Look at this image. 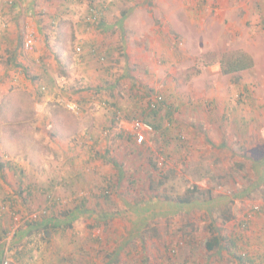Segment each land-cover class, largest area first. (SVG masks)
Masks as SVG:
<instances>
[{
  "label": "rangeland",
  "instance_id": "rangeland-1",
  "mask_svg": "<svg viewBox=\"0 0 264 264\" xmlns=\"http://www.w3.org/2000/svg\"><path fill=\"white\" fill-rule=\"evenodd\" d=\"M100 1L106 26L84 19L89 0H0V264H264V0ZM43 8L56 17L40 19ZM36 22L51 33L28 49ZM236 50L254 66L222 73ZM156 94L173 115L151 111ZM134 119L169 131L138 143ZM42 210L58 226L46 241L26 235ZM217 233L240 236L252 263L229 242L206 250Z\"/></svg>",
  "mask_w": 264,
  "mask_h": 264
},
{
  "label": "trees",
  "instance_id": "trees-1",
  "mask_svg": "<svg viewBox=\"0 0 264 264\" xmlns=\"http://www.w3.org/2000/svg\"><path fill=\"white\" fill-rule=\"evenodd\" d=\"M68 2L71 1V2H83L84 0H67ZM14 4V3H12ZM89 8H90V13L88 14V16H86L84 19L88 18V21L87 23L92 25L94 24L93 22L95 23H98L100 22V25L101 26H106V21L104 20V12H105V9H106V6L103 2H101L100 0H89ZM43 14V13H42ZM45 14V13H44ZM46 15V14H45ZM122 26V25H121ZM219 64H220V71H222V73L224 74H230V73H237V72H241L243 70H248L250 68H252L254 66V57L247 53L246 51H243V50H236V51H232L230 53L228 52H225L221 55L220 59H219ZM46 75V76H45ZM45 75H39L36 77V79H46V80H51L50 78V75L45 73ZM102 89V88H101ZM47 92V91H46ZM48 92L45 94L47 95ZM156 97H161V100H159L157 106H154V107H151L150 103L153 101L154 98ZM150 103H149V106L151 108V111L153 113H157L159 111V108L164 105H166L168 108H170L168 114H171L173 115L175 113V111L177 110L178 106L176 105L175 107H173V105H169L167 104V101L164 99V97L161 95V94H156V96L154 95V97H152L150 99ZM172 110V111H171ZM170 115V117H171ZM174 120L170 119L169 120V124L171 126V124L173 123ZM153 122V126L156 130H159L160 132L164 133V134H167V131H169V127L168 126H165L164 127V124L161 123V121H155V120H152ZM166 137V135H164ZM173 140L175 141V147H176V150L178 151L179 149H182V148H185L186 146H188L186 143H184V139H182V137H178V136H175L173 138ZM168 141V140H167ZM222 145H227V141L223 142ZM184 146V147H183ZM232 149V146L230 147ZM166 156V155H165ZM165 156L163 157L164 160L163 162L162 161H159L156 165L157 167V170L159 169V173L163 172V170L165 169V165L167 164V160L165 159ZM161 162V163H160ZM240 167L242 165H239ZM239 170V169H238ZM191 190L192 191H196V186L193 185L191 187ZM108 191V190H106ZM103 193L104 197H107L110 195V193ZM109 194V195H108ZM164 199L165 201L167 202H171L173 200L174 197H171V196H167V195H164ZM81 199L77 201V206L74 207L73 210H67L66 212H64L63 214V217H67L68 215L71 214V212H74L76 209H80L82 206L88 204L89 202H87V197L84 196V197H80ZM108 198V197H107ZM193 201L192 197L188 196V197H176V202H179L181 204H187V203H191ZM50 209H54V205H50L49 207ZM262 207L261 205H256L253 207V210H254V214L261 211ZM264 210V208L262 209ZM45 213V212H44ZM41 221L38 222L37 220L33 219V220H30V221H27V233L26 235L27 236H30L35 229H37L38 231L42 232L44 236H42V239L43 240H48V238H45V236H50L52 235V231L51 229H56L58 228V226L55 224V223H47L43 218L45 214H43V210L41 212ZM113 216V215H112ZM47 217H49V220H53L55 219V213H53L52 215H47ZM46 217V218H47ZM230 215H227L226 220H229L231 218ZM251 215H247V217H245L244 219H242V221L238 224L239 226V230L237 231H240L241 229H247L250 227L251 223H252V219H251ZM72 224H67V227L68 226H71ZM219 227L215 226L214 225V222L211 223V225L209 226V229L212 230V231H215L216 229H218ZM241 232V231H240ZM240 232L238 233V235H240ZM240 240V236L238 237H228V236H225V235H222L221 233L220 234H215L213 235L210 239H206L205 241V248L207 247L208 250H214V248L218 247V246H223L226 244V242H229V244H227V250L228 252H230V254H232L233 256H237V260L238 261H241L242 260H248L250 263H252L253 259L252 257L249 255V253L247 252V250L245 249L244 252H242V250L237 253V249H238V241ZM31 243V241H30ZM242 252V253H241ZM111 255H114L113 253H111ZM22 256H23V252L22 251H19L18 254L16 255V258L18 260H21L22 259ZM75 259H78V258H75ZM0 261L1 263L4 262L3 261V254L0 253Z\"/></svg>",
  "mask_w": 264,
  "mask_h": 264
},
{
  "label": "crops",
  "instance_id": "crops-1",
  "mask_svg": "<svg viewBox=\"0 0 264 264\" xmlns=\"http://www.w3.org/2000/svg\"><path fill=\"white\" fill-rule=\"evenodd\" d=\"M23 1H25V2H27V0H23ZM37 0H28V2H31V3H33V2H36ZM39 1V0H38ZM41 2H42V0H40ZM44 1V0H43ZM50 1V4H51V2H56V0H49ZM67 1V0H66ZM68 2V1H67ZM53 4V3H52ZM30 5V4H29ZM51 9H46V8H43L41 11H40V13L38 14L39 15V17H40V19H42V18H44V16H47V15H49L50 17H56V11L54 10V9H52L51 11H50ZM43 13V14H42ZM46 15H45V14ZM32 14V13H31ZM37 15V16H38ZM42 26H44V27H42ZM48 25H47V23L46 22H43V23H41V22H39V23H34V24H32V26H28V28H27V31H28V33H33L34 34V36H35V40H37V37H39L40 36V32H43V34L45 35V34H48V33H51V29H49L48 27H47ZM40 31V32H39ZM47 37V36H46ZM44 38H45V36H44ZM46 40H47V38H46ZM94 45V44H93ZM94 46H96L97 47V50L99 51V52H101V54L102 55H106V54H108V53H110V42H104V41H102V42H97V43H95V45ZM87 61V60H86ZM89 62V61H88ZM31 63H34V61H32ZM79 67H81V69L82 68H84V66L82 65V64H80V66ZM104 68H106V67H102V68H100V69H104ZM99 69V70H100ZM41 75H45V73H41ZM46 76V75H45ZM48 97V96H47ZM79 174V173H78ZM262 219V221L264 222V217H262L261 218ZM259 229L261 230V227H256V232H255V235L257 236L258 234H262V232L261 231H259ZM261 239H263V238H261ZM260 239V240H261ZM206 250H208L207 249V247H206Z\"/></svg>",
  "mask_w": 264,
  "mask_h": 264
},
{
  "label": "built area",
  "instance_id": "built-area-1",
  "mask_svg": "<svg viewBox=\"0 0 264 264\" xmlns=\"http://www.w3.org/2000/svg\"><path fill=\"white\" fill-rule=\"evenodd\" d=\"M9 3L19 2V0H7ZM0 15H2V9L0 8ZM35 44V36L33 33H28L25 39V46L30 49ZM161 97H156L150 103L151 107L157 106ZM155 132L154 126L150 123H145L142 119L133 120V137L138 143L146 141L148 136ZM161 163V162H160Z\"/></svg>",
  "mask_w": 264,
  "mask_h": 264
},
{
  "label": "clouds",
  "instance_id": "clouds-1",
  "mask_svg": "<svg viewBox=\"0 0 264 264\" xmlns=\"http://www.w3.org/2000/svg\"><path fill=\"white\" fill-rule=\"evenodd\" d=\"M36 41V40H35ZM150 103V102H149ZM155 133V132H154Z\"/></svg>",
  "mask_w": 264,
  "mask_h": 264
}]
</instances>
